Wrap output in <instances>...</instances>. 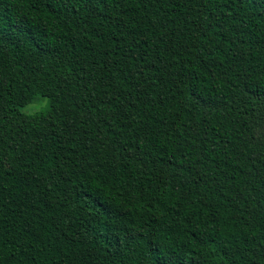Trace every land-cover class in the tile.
Wrapping results in <instances>:
<instances>
[{
  "label": "trees",
  "instance_id": "trees-1",
  "mask_svg": "<svg viewBox=\"0 0 264 264\" xmlns=\"http://www.w3.org/2000/svg\"><path fill=\"white\" fill-rule=\"evenodd\" d=\"M0 264H264V0H0Z\"/></svg>",
  "mask_w": 264,
  "mask_h": 264
},
{
  "label": "rangeland",
  "instance_id": "rangeland-1",
  "mask_svg": "<svg viewBox=\"0 0 264 264\" xmlns=\"http://www.w3.org/2000/svg\"><path fill=\"white\" fill-rule=\"evenodd\" d=\"M47 108H48V98L41 97V98H38L36 101L26 105L22 110L25 112L27 110L44 111Z\"/></svg>",
  "mask_w": 264,
  "mask_h": 264
},
{
  "label": "clouds",
  "instance_id": "clouds-1",
  "mask_svg": "<svg viewBox=\"0 0 264 264\" xmlns=\"http://www.w3.org/2000/svg\"><path fill=\"white\" fill-rule=\"evenodd\" d=\"M26 114L29 115V116L34 115V113H33L31 110H27V111H26Z\"/></svg>",
  "mask_w": 264,
  "mask_h": 264
}]
</instances>
